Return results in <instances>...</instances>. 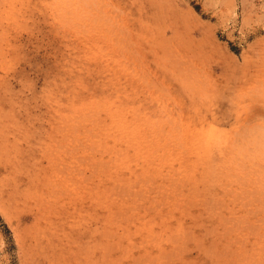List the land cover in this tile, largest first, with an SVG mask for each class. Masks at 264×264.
Here are the masks:
<instances>
[{
    "label": "rangeland",
    "instance_id": "rangeland-1",
    "mask_svg": "<svg viewBox=\"0 0 264 264\" xmlns=\"http://www.w3.org/2000/svg\"><path fill=\"white\" fill-rule=\"evenodd\" d=\"M0 264H264V0H0Z\"/></svg>",
    "mask_w": 264,
    "mask_h": 264
}]
</instances>
